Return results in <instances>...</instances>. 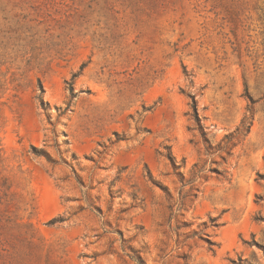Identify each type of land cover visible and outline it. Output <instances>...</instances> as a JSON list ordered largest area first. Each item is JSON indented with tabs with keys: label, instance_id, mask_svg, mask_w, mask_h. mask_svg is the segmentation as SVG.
Listing matches in <instances>:
<instances>
[{
	"label": "rangeland",
	"instance_id": "374dc122",
	"mask_svg": "<svg viewBox=\"0 0 264 264\" xmlns=\"http://www.w3.org/2000/svg\"><path fill=\"white\" fill-rule=\"evenodd\" d=\"M0 264H264V0H0Z\"/></svg>",
	"mask_w": 264,
	"mask_h": 264
},
{
	"label": "trees",
	"instance_id": "16d2710c",
	"mask_svg": "<svg viewBox=\"0 0 264 264\" xmlns=\"http://www.w3.org/2000/svg\"><path fill=\"white\" fill-rule=\"evenodd\" d=\"M84 68V66L82 67ZM78 76V74L76 75H73L72 76V79L67 83V86H68V91L70 93V96H71V99L73 100L75 97H76V94L74 92V80L75 78ZM44 91H43V88L41 87V94H43ZM190 99L192 101V105H191V108H192V112H193V118L195 119L196 123L199 125L200 124V120H199V116H198V110H197V102H196V99L194 96H190ZM39 101L41 103L42 106H47V104L45 103L44 99L41 97H39ZM169 159L170 161H173L171 155H169ZM64 220L63 219H60L58 221H51L49 223V225H55L56 223H61L63 222Z\"/></svg>",
	"mask_w": 264,
	"mask_h": 264
}]
</instances>
